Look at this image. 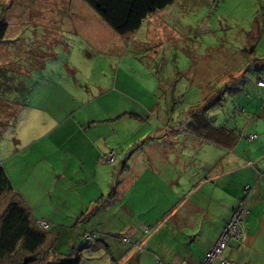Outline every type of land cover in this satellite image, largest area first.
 I'll list each match as a JSON object with an SVG mask.
<instances>
[{
    "label": "rangeland",
    "instance_id": "1",
    "mask_svg": "<svg viewBox=\"0 0 264 264\" xmlns=\"http://www.w3.org/2000/svg\"><path fill=\"white\" fill-rule=\"evenodd\" d=\"M47 3L7 0L4 7L0 3V21L10 26L11 61L18 52L16 47L22 49L19 62L26 74L20 82L28 86L32 79L36 85L27 88L33 90L31 94L13 81L5 88L4 41L0 52V167L5 170L6 165L13 194L31 214L51 215L69 224L85 218L71 216L66 205L75 201L72 195H76L72 211L78 210V192L91 194L92 190L76 191V186H82L70 183L72 200L63 199L65 179L72 177L74 166H64L66 150L61 152L53 144L67 121L64 116L70 112H129L128 118L113 127L123 135V150L127 145L133 150L146 141L152 126L161 125L157 117L162 121L168 106L171 113L164 127L196 129L208 141L214 128L213 134L220 139L226 125L245 128L257 122V116L250 117V112L256 115L262 97L256 87L258 68L264 64L257 61L264 60V0H177L154 16L161 19L158 25L165 37L152 44L147 42L146 31L130 37L116 34L85 0H73L66 8ZM50 32L58 34V41L48 47L43 35ZM37 67L41 72L29 80L28 70ZM7 74L14 79L18 73ZM215 95L221 99L217 103L208 99ZM5 99L10 100L9 106H5ZM33 99L40 101L42 129L25 143L30 129L23 126L19 109L24 101L33 104ZM5 115L12 117L5 119ZM53 121L59 123H54L57 129L46 132ZM65 124L63 129L67 130L69 121ZM110 176L108 182L99 179L98 183L110 206L98 217L88 216L89 223L93 220L91 224L105 226L106 220L114 221L110 231L114 234L108 238L100 234V240L106 238L123 250H132L137 244L143 247L138 258L146 257L151 249L141 243L147 235L144 228L149 226L144 178L135 187L129 186L120 201L113 198L120 182ZM11 198L7 195L0 202V215ZM208 234L211 237L212 233ZM125 235L127 244L122 241Z\"/></svg>",
    "mask_w": 264,
    "mask_h": 264
},
{
    "label": "crops",
    "instance_id": "2",
    "mask_svg": "<svg viewBox=\"0 0 264 264\" xmlns=\"http://www.w3.org/2000/svg\"><path fill=\"white\" fill-rule=\"evenodd\" d=\"M39 1L41 0H33L34 3ZM49 2L52 7L66 8L73 0H48L47 4ZM0 3L4 7L7 0H0ZM163 12L151 16L135 36L144 35L146 31L147 42H160L165 33L158 25L161 19H155L154 16ZM156 29L160 31L156 32ZM56 35L57 37L52 32L43 35L48 47L56 45L58 34ZM9 39L8 24L5 37V88L13 81L18 88L31 94L33 90L27 88H32L35 81L30 80V77L41 72V69L37 67L28 70L31 85L20 82V78L26 74L24 66L19 62V56L23 55L22 49L16 47L18 52L14 55V61H11ZM35 60L39 62V58L35 57ZM257 61H264L263 57ZM258 69L256 88L262 95L259 98L260 108L255 111L256 115L250 112V117L257 116V122L250 125L248 123L245 128L238 124L235 128L226 125L220 131V139L213 134L217 130L215 128L212 129L211 140L208 141L196 129L186 130L179 125L176 128L164 127L171 113L169 106L162 121L157 117L161 125L157 128L152 126L147 140L141 145L136 144L133 150H130L132 145H125L127 148L121 149L124 146L121 143L125 142L123 135L121 131L113 128L118 122L128 118L129 112L79 111L64 116L69 121V127L67 130L63 129L67 121L63 126L60 124L62 127H58L57 143L53 141L58 150H66L68 161L64 166H74L72 177L67 176L72 179H65L67 191L63 199L71 201L72 196H75V201L78 199L76 195L70 197V183L82 186H76V191H92L91 194L78 192V210L72 211L75 201L66 205L71 216L85 217L78 223L74 220L69 224L68 221L55 220L51 215L44 217L32 214L35 222L47 220L51 224L48 231L49 242L44 250L57 253L61 259L78 258L79 264H152L150 259H153V264H199L207 251L216 244L234 209L245 199L249 210L244 219L245 235L241 241L231 243L225 257L231 264H264V87L258 86L260 75H264V64ZM9 71L18 73L17 78L11 79L7 74ZM208 99L214 103L221 100L216 95ZM32 103L27 105V101H24V105L20 104L21 108H17L23 126L30 129L25 143L34 140L42 129L43 117L41 108H38L40 101L33 99ZM10 104V100L5 99V106ZM171 116L173 119V115ZM11 117L5 115V119ZM218 122L220 123L219 118ZM51 123L49 129H45L46 132L53 127L54 130L57 129L55 125H59L56 121ZM54 130L51 131L55 135ZM255 131L257 134H254ZM252 135H256V139L250 140ZM128 143L127 140L126 144ZM112 150L117 154L115 164L103 163V155ZM58 166L62 167V164L58 163ZM5 172L9 177L6 165ZM110 174L120 182L118 193L113 197L120 201L125 198V192L129 191L127 188L135 187L144 178L149 226L144 228L147 235L141 243L151 249L146 257L138 258L137 254L143 247H138L137 244L132 250L126 247L123 250L112 241L106 242V238L100 240V234L107 238L114 234L110 232L114 221L106 220L105 226L93 225V220L89 223L88 216L98 217L107 210L105 207L110 206L104 198L105 195L101 194L104 190L98 184L99 179L108 182ZM247 186L252 188L249 193L245 191ZM136 194L133 200L136 199ZM208 233H212L211 237ZM159 235L161 238H158ZM127 237L125 235L122 238L126 244L129 242V239L124 241Z\"/></svg>",
    "mask_w": 264,
    "mask_h": 264
},
{
    "label": "trees",
    "instance_id": "3",
    "mask_svg": "<svg viewBox=\"0 0 264 264\" xmlns=\"http://www.w3.org/2000/svg\"><path fill=\"white\" fill-rule=\"evenodd\" d=\"M85 2L116 34L130 37L135 35L151 16L167 10L177 0H85ZM7 30L8 24L0 21V51ZM262 77L264 78V75L261 74L259 80ZM10 194L12 198L0 215V264H79L78 258L61 259L57 253L44 250L49 242L50 228L45 231L36 226L32 214L20 198L13 194L12 183L5 170L0 167V202Z\"/></svg>",
    "mask_w": 264,
    "mask_h": 264
},
{
    "label": "built area",
    "instance_id": "4",
    "mask_svg": "<svg viewBox=\"0 0 264 264\" xmlns=\"http://www.w3.org/2000/svg\"><path fill=\"white\" fill-rule=\"evenodd\" d=\"M259 87H264V78L262 77L258 82ZM250 140L256 139V135L249 137ZM117 159V154L114 150L103 155L102 162L110 165H114ZM251 187L247 186L245 191L249 193ZM249 210L246 206L245 199L240 201L237 207L234 209L233 214L229 221L226 223L222 233L220 234L216 244L209 250L206 258L200 264H231L229 260L224 256V252L231 245L232 242H239L245 235L244 219ZM36 226L40 230L47 231L50 228V223L46 220L36 221ZM128 241V239H125Z\"/></svg>",
    "mask_w": 264,
    "mask_h": 264
}]
</instances>
